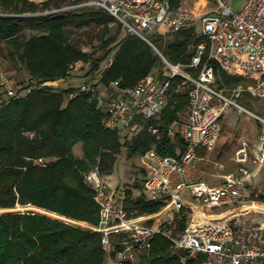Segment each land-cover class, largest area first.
Segmentation results:
<instances>
[{
	"label": "built area",
	"instance_id": "built-area-1",
	"mask_svg": "<svg viewBox=\"0 0 264 264\" xmlns=\"http://www.w3.org/2000/svg\"><path fill=\"white\" fill-rule=\"evenodd\" d=\"M215 2L212 10L202 13L195 8H174L169 0H83L45 11L105 9L126 32L148 42L161 57L164 65L160 71L126 88L119 80L109 84L99 80L112 64L111 56L94 70L90 60L68 64L64 81L80 73L85 79L66 86L73 88L65 94L66 100L85 95L97 101L105 128L134 135L140 129L139 117L153 118L164 109L173 78H183L177 90L187 83L192 87L188 110L167 131L172 139L181 138L185 150L177 148L176 155H163L152 148L140 155V169L145 167L148 172L142 176L143 188L137 194L142 192L149 201L160 203L156 212L129 215L124 206L125 188L111 186L98 164L85 175L99 206L94 230L101 235L107 264L140 263L157 235L171 240L174 250L184 252V264L188 259L201 264H264V217L253 216L264 215V116L237 101L244 92L264 101V0H244L237 11L231 9L228 0ZM190 25L196 26V38H201L190 45V63L170 62L148 38L155 31H180ZM212 62L229 74L241 76L246 84L220 88ZM42 86L36 78L17 85L0 63V108ZM229 106L262 123L261 133L255 145L244 144L237 149L234 172L213 174L216 181L209 182L197 161L203 159L201 152L214 149L221 118ZM150 129L158 132L156 127ZM50 159L38 157L35 163L46 166ZM214 164L217 170L224 168L221 162ZM184 219L185 226L179 230Z\"/></svg>",
	"mask_w": 264,
	"mask_h": 264
},
{
	"label": "trees",
	"instance_id": "trees-1",
	"mask_svg": "<svg viewBox=\"0 0 264 264\" xmlns=\"http://www.w3.org/2000/svg\"><path fill=\"white\" fill-rule=\"evenodd\" d=\"M83 0H0V40H7L30 74L44 86L0 108V264H105L106 250L94 230L99 206L85 175L98 164L104 174L114 170L123 148L128 157L155 148L163 155L185 150L180 137L167 131L189 107L191 84L177 90L182 77L171 80L164 109L153 118L139 117L140 129L129 135L103 126V111L85 95L66 100L72 87H62L70 62L91 61L94 70L107 56L112 64L99 79L104 84L119 80L121 87L160 71L163 61L154 48L135 34L126 32L105 9L98 7L62 9ZM180 7L182 0H169ZM27 30L41 32L26 37ZM196 26L180 31L152 32L148 38L172 63H190V45L197 43ZM86 48V50H84ZM100 58V59H99ZM220 88L246 84L214 63ZM194 74L197 71H193ZM250 98L244 92L240 104ZM257 99V98H255ZM243 105V104H242ZM150 127L158 128L153 133ZM82 143L83 155L74 153ZM49 157L46 166L35 163ZM148 170L140 173L145 177ZM143 178L125 187L124 206L129 215L156 212L160 203L149 201L133 189L143 188ZM32 206L43 210H14ZM47 213L55 214L51 216ZM64 217L65 219H63ZM81 223V224H80ZM85 223V225H83ZM185 219L178 225L183 230ZM184 252L174 250L171 240L157 235L148 254L138 264H184ZM124 264H133L125 262ZM185 264H201L188 259Z\"/></svg>",
	"mask_w": 264,
	"mask_h": 264
},
{
	"label": "rangeland",
	"instance_id": "rangeland-1",
	"mask_svg": "<svg viewBox=\"0 0 264 264\" xmlns=\"http://www.w3.org/2000/svg\"><path fill=\"white\" fill-rule=\"evenodd\" d=\"M244 0H228V4L233 11H237L243 5ZM182 7L189 9H196V12L202 13L212 10L216 6L215 0H182ZM163 31V30H162ZM34 34H41V32L27 30L25 32L26 37H30ZM10 51H14V48L7 40H0V63L11 73L14 81L18 84H23L29 78L33 77L26 66L19 60L17 55L12 56ZM62 87H66L67 83L61 82ZM238 101V99H237ZM239 102V101H238ZM250 110L259 113L264 116V101L261 99L250 98L242 103ZM261 124L253 116L248 113L240 114L234 107L229 106L221 118V131L218 136L217 143L214 149L208 153L201 152L203 159L197 161L198 168L205 176V180L209 182L216 181V178L212 177L213 174L226 175L236 169V163L234 161L235 153L237 149L248 144L253 146L257 143L259 134L261 133ZM74 152L77 156L83 155L82 143H77L74 147ZM49 158V157H48ZM215 162H221L224 168L217 170ZM140 156H134L129 158L127 149L123 148L117 155V161L115 162L114 170L112 172L113 179L118 181L120 188L132 187L135 179L142 177L140 173ZM135 194L139 189H133ZM33 209L42 211L41 209L26 206H17L14 210H27ZM6 211L0 209V212ZM51 216L55 214L47 213ZM254 217H264V215L253 214ZM56 217V216H55ZM65 219L64 217H62ZM81 224V223H80ZM85 225V223H83ZM107 253L105 257V264H107Z\"/></svg>",
	"mask_w": 264,
	"mask_h": 264
},
{
	"label": "crops",
	"instance_id": "crops-1",
	"mask_svg": "<svg viewBox=\"0 0 264 264\" xmlns=\"http://www.w3.org/2000/svg\"><path fill=\"white\" fill-rule=\"evenodd\" d=\"M84 74H79V76H75L74 78H72V79H69V80H66L65 82L67 83V86L68 85H72V84H75L76 85V83H78V82H80V81H82V80H84L85 79V76H83ZM86 76H87V74H86ZM62 86V85H61ZM76 146V145H75ZM74 146V147H75ZM75 153V152H74ZM113 172V171H112ZM113 175H112V173L111 174H107V178H108V181H109V183H110V185L111 186H113V187H119L117 184H118V181H116V179H113V177H112Z\"/></svg>",
	"mask_w": 264,
	"mask_h": 264
}]
</instances>
